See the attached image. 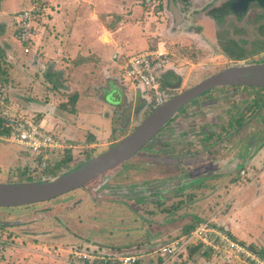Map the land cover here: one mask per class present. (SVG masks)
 <instances>
[{
    "label": "rangeland",
    "instance_id": "1",
    "mask_svg": "<svg viewBox=\"0 0 264 264\" xmlns=\"http://www.w3.org/2000/svg\"><path fill=\"white\" fill-rule=\"evenodd\" d=\"M32 1L0 0V32H5L10 40L16 41L13 37L16 12ZM40 1L44 10L37 14L35 21L52 15L51 21L56 24L54 31L49 28L53 31L51 34L64 37V43L71 45L68 55L64 43L54 49L61 48L65 60L69 56L74 62H81L74 74L78 81L73 90L79 93L76 114L87 119V114L95 111L105 127H110L107 121L111 122L115 131L109 141L117 137L118 141L148 113V109L143 108L149 105L136 99L139 87L123 75L122 63L126 56L150 47L169 52L170 64L158 81L175 86H170L174 93L226 65L264 60V35H258V27L264 19L263 8L254 33L245 34L254 39L249 42L246 38L242 41L243 47H238L240 51L236 52L227 43L224 46V40L223 44L217 40L220 48L214 46L213 29L208 20L201 21L208 37L204 39L198 35L191 38L185 32L182 35V31L178 33L184 23L178 29H170L168 15L158 7L159 0H154L156 4L152 7L149 6L151 0ZM38 24L34 23L35 28ZM240 25L241 22L237 27ZM97 35H102L105 42L111 36L113 41L100 43ZM236 35L230 31L227 37L232 40L229 42L236 40ZM259 44H263V49L251 54L249 51ZM46 47L53 48L49 44ZM33 51L30 54L31 60L35 59L32 64L42 65L44 57L35 48ZM244 54L249 57L234 58ZM65 65L69 69L72 67L66 62ZM61 66L66 73L67 69ZM31 76L36 75L33 72ZM49 76H52L50 84H55L54 89L47 88L39 80L32 93L42 96L50 90L62 91L58 87L63 84L58 82V74L50 73ZM95 82L99 86L92 88ZM50 84L47 86L52 87ZM67 89L71 91L72 88ZM252 97L260 98L253 101L256 107L250 103ZM49 98L53 101L52 109L57 108L58 95ZM21 99L34 100L24 95ZM15 110L11 107V112ZM249 110L252 111L247 114ZM28 115L35 119L32 113ZM234 117L237 118L235 124L232 123ZM61 122H57L51 132L66 139ZM78 134L82 136L83 131ZM80 142L82 140L73 139L72 143L63 140L66 148L46 153L44 167L46 164L57 167L69 148L74 160L79 161L86 153L92 157L112 146L106 143L86 148L79 147ZM261 145L260 152L254 156L253 152ZM16 151L29 154L7 136L0 135V182L16 174V178L24 180L40 174L32 171L42 167L37 161L39 157L14 160ZM245 155L257 161L264 158V88L215 86L180 107L135 154L83 185L46 200L28 203L31 205L26 207H0V221L11 219V224L0 225V264H73L75 252L87 255L85 264H101L97 261L108 258L117 260V264L133 263L126 257H134L133 261L139 258L141 264H264V258L248 249L253 246L264 251V163L259 167L228 166ZM73 166L70 163L62 171L41 177L60 174ZM202 222H208L218 232L222 227L225 234L226 231L231 233L245 246L246 252L242 253L241 247H237L239 251L220 243V248L214 249L209 258L199 254L189 257L186 247L198 238L192 235L181 253L174 256L160 253L159 247L180 236L184 226L194 223L197 227Z\"/></svg>",
    "mask_w": 264,
    "mask_h": 264
},
{
    "label": "crops",
    "instance_id": "2",
    "mask_svg": "<svg viewBox=\"0 0 264 264\" xmlns=\"http://www.w3.org/2000/svg\"><path fill=\"white\" fill-rule=\"evenodd\" d=\"M21 8H24V6ZM51 17L52 15H46L43 19H41V21H37V23L39 22V24L38 27L35 29L33 37L31 38V49H26L27 53L23 51L24 48L21 43H19L17 40H10L11 37L9 38L8 36H6L5 32H0V88L3 90V95L7 96V107L10 110L11 107L16 108L17 110H15V112H21L25 114L32 113L34 117L40 114L39 118L36 119L37 122L43 128L49 131H52V129L55 128L57 122L59 121L66 123L68 125L67 127L61 122V124L63 125V127H61L62 131L67 134L65 135V137L67 138L65 139L63 137L64 135H62V139L67 140L71 143L73 139H77L78 141L82 140V143L80 142V144L78 145L79 147L94 148L104 146L106 145V143H112L115 140H108L113 131H115L113 130L114 126L111 122L107 121V124L110 123V127H105V125L102 124L103 119L101 121V118L96 115L95 111L89 112L86 116L87 119H82L78 117V115L80 114H76V105L79 99V93L73 90L78 81L75 78L74 74L76 71L75 67L80 65L81 62H74L73 58L69 56L66 60L72 58V61L65 60V52L68 55V48L71 45L69 44L67 46V44L64 43V37L61 36V38H57L58 34H51L53 33L56 24L55 22L51 21ZM53 20H55L54 17ZM51 27L53 31L49 30V28ZM104 32L106 33V30ZM102 35H97V40L100 43H111L113 41V37L108 35L109 40L105 42V40L102 39ZM63 43L65 45V48L67 49L65 52H62L61 48H57L62 47ZM48 44L53 46L52 50L47 49L46 46ZM54 46H57L56 49H54ZM33 48H35L36 51H39V55L43 56L46 59L44 60L43 58L44 62H41L42 65L39 64L36 66V64H32L33 60H35H31L30 57V54L34 52ZM59 59H61L62 61L59 62ZM65 62L69 63V65L72 67L69 69L67 65H65ZM61 65H64V68L67 69L66 73H64ZM33 72L36 75L35 77L31 76ZM40 72L41 74H44L42 77ZM50 73L58 74V82L63 83L61 86L58 85V87H61L62 91H57L55 89L54 91L50 90L42 96L40 94L36 96L35 93H32V90L37 85L39 80H41L42 84L45 85L47 88L54 89L55 84H50L52 81V76H49ZM34 79L35 81H33ZM64 83L68 84V86ZM48 84H50L52 87H48ZM96 86H99L97 85V82L94 83L92 88ZM67 87L72 88L71 91L68 90ZM65 92L67 93L65 94ZM68 92H75L77 94V100L74 104L73 110H68L65 108L61 109L59 107V103L67 101L69 97L67 96ZM136 93L138 96L136 99L141 100L138 91H136ZM22 95L34 100L24 101L23 99H21ZM57 95L60 102L56 103L57 108L52 109L53 105L51 104H53V101L50 100L49 96L57 97ZM11 103H13V105H11ZM30 103L39 105V107L29 106L31 105ZM14 105H16L17 107H14ZM143 109H148L149 111L148 107H145ZM106 128H108V130H106ZM59 131L61 132L60 129ZM79 131H83L82 136L78 134ZM69 145L72 146V144L70 143Z\"/></svg>",
    "mask_w": 264,
    "mask_h": 264
},
{
    "label": "water",
    "instance_id": "3",
    "mask_svg": "<svg viewBox=\"0 0 264 264\" xmlns=\"http://www.w3.org/2000/svg\"><path fill=\"white\" fill-rule=\"evenodd\" d=\"M218 85L264 88V61H238L208 74L151 109L129 133L74 168L47 178L0 182V207L46 200L83 185L89 179L135 154L158 133L180 107Z\"/></svg>",
    "mask_w": 264,
    "mask_h": 264
},
{
    "label": "built area",
    "instance_id": "4",
    "mask_svg": "<svg viewBox=\"0 0 264 264\" xmlns=\"http://www.w3.org/2000/svg\"><path fill=\"white\" fill-rule=\"evenodd\" d=\"M151 1L152 3L149 4L150 7L156 4L154 0ZM37 10L38 4L31 3L16 12V30L14 35L18 42L23 43L32 37L34 33L33 22L37 18ZM169 54V52L159 47H150L126 56L122 63L123 75L139 87L138 93L149 105L148 108L158 106L175 94L169 85L161 86V83L158 81V77L167 70L170 64ZM0 116L6 119L7 126L9 127V135L7 136L9 140L14 142L22 150L29 152L30 155L40 156L42 166H44L43 159L46 153L58 152L66 148L61 138L43 128L28 114L15 111L11 112L6 107L1 109ZM207 223H199L189 233L181 234L161 245L159 247L160 253H169V256L178 254L191 241L192 235L198 236V238L196 237L197 240L215 250L219 249V245L222 243L236 250H239L237 247H241L242 253L246 252L245 246L227 236L223 232V229L219 228L220 232H218L214 226L208 225ZM246 254L249 255V253ZM85 258H87L85 253L77 254L75 252L72 263L85 264ZM126 258L129 261L134 260V257L132 259L131 257ZM81 259H83L82 262H80Z\"/></svg>",
    "mask_w": 264,
    "mask_h": 264
},
{
    "label": "flooded vegetation",
    "instance_id": "5",
    "mask_svg": "<svg viewBox=\"0 0 264 264\" xmlns=\"http://www.w3.org/2000/svg\"><path fill=\"white\" fill-rule=\"evenodd\" d=\"M159 1H161L160 7H162V11L165 12L169 17L170 29L172 28L178 29V27L182 26V24L184 23V26H182V29L179 30L178 33L182 31V35L185 32L191 38H193L194 35H198L200 36L199 37L200 39H204L208 37L204 34L205 25L201 21L208 20V22L211 24V27L213 29V35L211 39H213L214 41L213 43L214 46H216V48L217 47L220 48L219 47L220 44L218 43L217 40L228 39L227 44L229 45V48L233 47V49L236 52L240 51L238 50V47H243L241 45L242 41H246L248 39L250 42L251 40L254 39V37L249 38V36L247 37L245 34L250 35V32L254 33V31L256 30V26H255L256 23L260 21L262 18L261 9L262 8L264 9V0H159ZM239 22H241V25L237 27ZM261 23L262 25L258 27V35H264V19L261 20ZM186 28L190 29L189 32L186 30ZM170 29L168 30L171 33ZM230 31L237 34L235 38L236 40L233 39L236 42L234 41L229 42V40H232V38L227 37ZM172 32L174 31L172 30ZM243 59H247V58H243ZM177 92L179 91H176L175 93ZM250 103L254 105L253 107H256L255 105H257L254 104L253 100L250 101ZM232 105H235V102H233ZM251 111L250 110L249 112L247 111V114H250ZM232 120H233L232 123L234 124L237 122L236 117H234ZM228 132H231V130L228 129ZM262 146L263 145L258 146L254 152L252 151L254 156H257V154L260 152L259 148H261ZM17 153H14V157H15L14 160L16 158L21 159L24 157L25 158L28 157L29 159H33V158L37 159L36 155L29 156L28 153H22V152H19L17 155ZM246 156L248 155H245L243 159H240V161L239 160L233 161V163L232 164L230 163L231 165L228 166L230 168H232L233 166H236L238 168L248 164V166L251 167L255 165L257 166L263 165L264 163V158L257 161L254 159L251 160L250 157L251 155L248 156V159L245 158ZM228 166L227 168H229Z\"/></svg>",
    "mask_w": 264,
    "mask_h": 264
},
{
    "label": "trees",
    "instance_id": "6",
    "mask_svg": "<svg viewBox=\"0 0 264 264\" xmlns=\"http://www.w3.org/2000/svg\"><path fill=\"white\" fill-rule=\"evenodd\" d=\"M40 0H34V1H32L31 3H36V4H38V10H37V13H41L42 14V11L44 10L43 8V6H42V3L40 4ZM158 7H160V6H158ZM35 22H37V20L35 21L34 20V22H33V28H34V33H35V25H34V23ZM15 30H16V25H15V23H14V26H13V37H15V35H14V33H15ZM34 33H33V35H34ZM33 35H32V37H33ZM32 37H30L28 40H26L25 42H23V43H21L22 44V46H23V51H26V49L28 50L29 48H28V45H31V42H32ZM223 40H224V44H223ZM20 43V42H19ZM219 43L220 44H223L224 46L226 45V43H227V40L226 39H219ZM263 49V44L261 45V44H259L258 46H255L254 47V49L253 50H250L249 52L251 53V54H254V53H258V52H260V50H262ZM225 51H227V50H225ZM228 54H230V53H228ZM247 56H245V55H237V56H235L234 58H238V59H243V58H246ZM231 58V57H230ZM261 59V58H260ZM262 61H264V60H262ZM4 85V84H3ZM161 86H165L164 84H161ZM252 87H255V86H252ZM208 90H210V89H208ZM207 90V91H208ZM3 90L0 88V111H1V109H3V108H6L7 106H8V99H7V96L6 95H3V92H2ZM207 91H205V92H203L202 94H204V93H206ZM199 96V95H198ZM197 96V97H198ZM76 98H77V94L74 92V93H72L69 97H68V99H67V101H65V102H61V103H59V107L61 108V109H68V110H73L74 109V104H75V101H76ZM196 98V97H195ZM252 100L254 101V100H258V97H252ZM39 116H40V114H38L36 117H35V121H36V119H38L39 118ZM171 119V118H170ZM170 119L168 120V122L170 121ZM37 122V121H36ZM38 123V122H37ZM0 135L1 136H8L9 135V127L7 126V123H6V119L4 118V117H2V116H0ZM121 136V135H120ZM123 137V136H122ZM116 139H118V137L116 138ZM116 139H115V141L114 142H112L110 145H113L115 142H116ZM109 145V146H110ZM108 147V146H107ZM83 151L85 150V149H82ZM73 156H74V154L72 153V151L70 150V148L67 150V152H66V155L64 156V158L62 159V162H60V163H58V165H57V167H53L51 164H46L45 165V167L44 166H42L40 169L38 168V170H36V169H34V170H32L33 172H35V173H40L38 176L37 175H35L36 177H41V176H43V175H52V174H55L56 172H58V171H62V169H65L67 166H69V164L70 163H73V168L75 167V166H77V165H79L80 163H82L83 161H85L87 158H89L90 157V155H89V153H86V154H84V158H82L81 160H79V161H77V160H74V158H73ZM38 157H40V156H38ZM37 161H39V163L41 164V162H42V160L40 159V158H38V160ZM39 164V165H40ZM255 167H259V166H255ZM22 171H24V170H22ZM17 175V174H16ZM16 175H15V177L14 178H9V180L11 179L12 181H18V179H22V177L21 178H16ZM23 174H21V176H22ZM36 177H31V176H29L28 178H30V179H35ZM27 178V179H28ZM14 179V180H13ZM30 179H28V180H30ZM8 180V181H9ZM19 180V181H20ZM22 180H24V179H22ZM28 205H31V204H22V205H19V206H24V207H26V206H28ZM16 207V206H15ZM9 220V221H8ZM11 219H7V220H3V221H0V225L2 224V225H7V224H11V221H10ZM195 227V225H194V223H191L190 225H188V226H184L183 227V230H182V234H187V233H189L193 228ZM219 228H221L222 229V227H219ZM227 232V234L229 235V237H231L233 240H236L235 239V237L231 234V233H229L228 231H226ZM249 250H251V251H253L256 255H258L259 257H262V258H264V251H262V250H257V249H255V247H249L248 248ZM186 252H187V254H188V256L189 257H191V256H193L194 254H199L200 256H205L206 258H209L210 256H211V254L213 253V248L212 247H209V246H206L203 242H201V241H199V240H195V242H192L191 244H188L187 245V247H186ZM184 252H185V250H183ZM182 251V252H183ZM181 253V252H180ZM115 259H111V258H108V260L107 261H102V260H100V261H97L98 263L99 262H101V264H117V260H115ZM133 263H131V264H141V261H140V259L138 258L136 261H132Z\"/></svg>",
    "mask_w": 264,
    "mask_h": 264
},
{
    "label": "clouds",
    "instance_id": "7",
    "mask_svg": "<svg viewBox=\"0 0 264 264\" xmlns=\"http://www.w3.org/2000/svg\"><path fill=\"white\" fill-rule=\"evenodd\" d=\"M138 94H139V93H138ZM139 97L141 98V96H140V95H139ZM141 100H143V99L141 98ZM143 101H144V100H143ZM151 109H153V108H150V110H151ZM150 110H149V111H150ZM149 111H148V112H149Z\"/></svg>",
    "mask_w": 264,
    "mask_h": 264
},
{
    "label": "bare ground",
    "instance_id": "8",
    "mask_svg": "<svg viewBox=\"0 0 264 264\" xmlns=\"http://www.w3.org/2000/svg\"><path fill=\"white\" fill-rule=\"evenodd\" d=\"M103 38H105V36H103Z\"/></svg>",
    "mask_w": 264,
    "mask_h": 264
}]
</instances>
